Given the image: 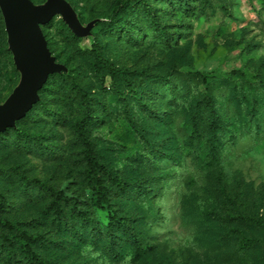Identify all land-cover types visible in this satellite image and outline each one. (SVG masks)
Segmentation results:
<instances>
[{
	"label": "rangeland",
	"instance_id": "obj_1",
	"mask_svg": "<svg viewBox=\"0 0 264 264\" xmlns=\"http://www.w3.org/2000/svg\"><path fill=\"white\" fill-rule=\"evenodd\" d=\"M66 1L90 28L77 36L61 15L41 25L51 55L65 69L49 75L27 117L15 123L37 141L22 148L13 131L0 138V218L36 236L35 250L60 264H264L260 248L242 251L230 234L233 226L264 241L257 227L215 218L216 211L233 213L232 198L244 215L264 219V0H188L191 11L151 0L174 37L170 46L118 38L108 26L114 0ZM129 18L130 29L146 27L141 17ZM95 47L126 78L136 79L141 91L157 89L160 77L188 85L189 91L173 101L164 92L144 98L141 102L152 105L144 110L126 82L95 64ZM7 49L11 66L0 73V104L21 77L8 43ZM142 73L150 80L139 77ZM204 90L217 97L225 126L212 162L197 161L203 149L189 141L185 128L186 115L199 108ZM82 93L105 119L91 131L99 161L144 189L124 193L103 176L114 208L138 218L139 237L150 246L147 258L113 261L101 240L94 251L78 250L66 228L67 219L78 221L80 212L99 217L90 204L86 162L74 129ZM199 114L205 117L204 111ZM55 212L62 214L59 223ZM2 232L13 239L6 228ZM13 243L0 239V264H7L9 252L29 264Z\"/></svg>",
	"mask_w": 264,
	"mask_h": 264
},
{
	"label": "trees",
	"instance_id": "obj_2",
	"mask_svg": "<svg viewBox=\"0 0 264 264\" xmlns=\"http://www.w3.org/2000/svg\"><path fill=\"white\" fill-rule=\"evenodd\" d=\"M160 1H166L173 7L177 4L187 11L193 10L189 6L188 0ZM133 14L142 18L146 24L145 28L139 25H134L133 29L128 27V23L131 20L129 17ZM108 26L111 30L116 31L118 38L127 42H136L140 39L141 41L165 46H170L174 42V37L168 32L159 11L151 0H114L109 15ZM94 50L95 64L101 65L113 79L119 78L126 82L132 98L139 101L144 110H151L152 107L148 102H141L144 98L154 95L158 96L161 92H164L169 97V101H173L177 96L186 95L189 91L188 85L180 87L168 77L159 78L155 83L159 84L157 89L141 91L139 90V82L136 79L126 78L120 69L103 56L100 47H95ZM8 66H11V56L7 49L6 33L0 12V73L5 72ZM59 75L62 77V74ZM139 77L150 80L148 74L142 73ZM153 80L155 81V79ZM64 81L65 79L62 78V82ZM70 92H74L72 87H70ZM85 97V94L82 93L78 103L81 108V114L74 123V129L82 145L83 156L86 162L88 187L91 190L90 204L99 217L91 218L89 213L80 212L78 213V221L70 218L67 219L66 228L71 232L73 244L78 250L94 251L101 240L104 254L113 261L120 262L127 255L130 256L132 261L147 258L150 254V246L144 244L139 237L138 218L128 212H120L114 208L115 205L109 194L110 189L106 186L103 176L106 175L111 184L124 193H131L134 190L142 192L144 189L140 183L126 181L113 175L110 169L99 161L95 150V140L91 137V131L92 127L99 126L105 119L102 115H98L93 111ZM127 108L128 105H126L125 113L128 112ZM200 110L204 111L205 117L199 114ZM28 114L29 112L21 120L27 117ZM186 118L188 119V123L185 125V128L188 131L189 141L203 149V151L197 153V161L204 162L205 159H208L212 162L217 160L225 128L218 107L217 97L211 91L204 90L201 94L199 108L194 112L187 113ZM129 122L135 131L139 130L134 119L129 117ZM10 131H13L15 143L18 147L29 148L31 142L37 141V137L29 130L15 126L4 130L0 134V138ZM229 202L233 213L222 215L219 211H216V219L228 224L238 220L247 226H255L260 230L261 235L264 236V219L256 220L248 215H244L240 211L236 199L229 198ZM55 204L58 205L59 202L55 201ZM55 215L59 223L62 220V214L61 212H55ZM0 228H6L13 236L11 240L3 232L0 233L2 242L6 241L8 244H11L15 240L17 249L29 264H60L56 259L46 258L38 253L34 248L37 237L22 231L18 225L0 218ZM230 231L237 247L242 251H248L257 247L264 253V241L262 238L248 237L241 230L233 226H230ZM13 254L9 252L6 255V263L20 264L21 260L17 259ZM68 264L78 263L71 261Z\"/></svg>",
	"mask_w": 264,
	"mask_h": 264
},
{
	"label": "water",
	"instance_id": "obj_3",
	"mask_svg": "<svg viewBox=\"0 0 264 264\" xmlns=\"http://www.w3.org/2000/svg\"><path fill=\"white\" fill-rule=\"evenodd\" d=\"M8 47L13 55L20 82L0 104V134L23 118L39 99V91L50 74L65 69L55 62L47 46L41 25L55 15L62 19L77 36L88 33L90 25L83 27L73 7L66 0H47L36 5L32 0H0Z\"/></svg>",
	"mask_w": 264,
	"mask_h": 264
}]
</instances>
